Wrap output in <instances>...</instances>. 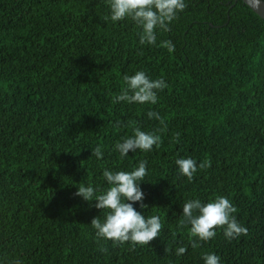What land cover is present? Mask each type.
Here are the masks:
<instances>
[{
	"label": "trees",
	"instance_id": "16d2710c",
	"mask_svg": "<svg viewBox=\"0 0 264 264\" xmlns=\"http://www.w3.org/2000/svg\"><path fill=\"white\" fill-rule=\"evenodd\" d=\"M184 3L141 44L142 28L113 22L107 0H0V264H264V20L239 0ZM138 71L165 81L157 102H114ZM136 128L160 147L121 157L115 145ZM182 158L197 163L192 182ZM141 161L146 207H133L162 229L150 245L113 246L91 226L107 212L75 193L103 194L105 170ZM217 197L247 235L218 228L194 249L182 205Z\"/></svg>",
	"mask_w": 264,
	"mask_h": 264
},
{
	"label": "clouds",
	"instance_id": "9594fccd",
	"mask_svg": "<svg viewBox=\"0 0 264 264\" xmlns=\"http://www.w3.org/2000/svg\"><path fill=\"white\" fill-rule=\"evenodd\" d=\"M111 10V20L113 22L130 18L140 28L141 44H155V29L160 27L167 30V24L176 17V13L185 8L184 0H107ZM253 7L259 8L261 0H250ZM171 50V49H170ZM126 87L122 89V94L115 97L114 102L127 101L128 103H152L157 102V90L167 87L164 80H150L143 71L136 72L133 76H125ZM149 118L162 121V118L155 112L148 113ZM161 138L152 133H146L139 128L134 130L132 137L125 138L123 142H118L115 149L121 157H127L129 152L137 150L148 152L153 146L160 147ZM92 156L102 159L101 147L92 150ZM146 161H141L138 168L132 172H112L105 170L103 177L110 187L100 195H94L91 186L85 187L81 184L76 196L83 198L98 210L106 211L107 215L103 222L100 218H94L91 226L96 230L98 238L113 242V246L131 243L132 247L140 245H150L159 237L162 229L159 216H149L145 218L133 205L140 202L143 204L144 193L140 188L146 176ZM179 174L187 177L192 182L194 174L197 172V163L191 158L177 159ZM210 167V162L200 163L199 168ZM183 214L181 227L185 223L190 225V244L192 248L201 246L200 242H208L216 236V229H223L227 239L232 240L240 235H247V228L241 226L233 213L237 209L225 197H217L215 201L202 204L200 200H190L182 205ZM106 251V249H101ZM166 252L168 249L166 248ZM187 252V247L181 246L176 249V255L181 256ZM205 264H220V257L216 254H205L203 256Z\"/></svg>",
	"mask_w": 264,
	"mask_h": 264
},
{
	"label": "water",
	"instance_id": "95a60500",
	"mask_svg": "<svg viewBox=\"0 0 264 264\" xmlns=\"http://www.w3.org/2000/svg\"><path fill=\"white\" fill-rule=\"evenodd\" d=\"M239 1H241L244 5H246L256 16L264 20V1L261 0V5L259 8L253 7L252 4L250 3V0H239Z\"/></svg>",
	"mask_w": 264,
	"mask_h": 264
}]
</instances>
